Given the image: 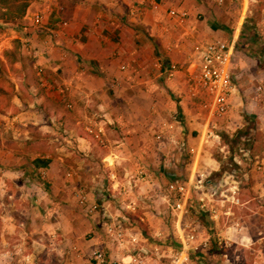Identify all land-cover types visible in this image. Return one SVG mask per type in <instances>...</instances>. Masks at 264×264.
<instances>
[{
  "label": "crops",
  "instance_id": "1",
  "mask_svg": "<svg viewBox=\"0 0 264 264\" xmlns=\"http://www.w3.org/2000/svg\"><path fill=\"white\" fill-rule=\"evenodd\" d=\"M55 2L63 7L58 19L68 22L67 27L59 26L58 20L55 22L56 19L48 14L44 28L31 31L28 42L26 33L22 32L24 36H21L26 39L18 37L21 43H28L35 71L33 75L23 77L19 74L21 82L14 81L12 92L15 106H7L3 110L9 115H1L5 133L11 134L0 137V197L6 195L11 199L23 195L21 199L28 201L22 202L26 221L20 224L19 233L20 237L22 234L23 238L33 242L37 254L43 247L47 254H50L47 250L60 254L63 264H87L84 257L93 256L100 249L112 260H121L126 253L106 240L98 221L100 215H87L81 204L72 199L71 191L78 198L84 192L90 203L97 201L101 207L115 211L117 205L112 195L122 192L121 187H124L135 191L134 199L141 204L139 208L150 207L145 198L155 202L169 179L175 176H165L166 181L161 169L152 167L150 170L151 164L145 162L146 158L158 154L156 147H150L152 141L147 140L149 132L156 137L162 124L167 122L173 128L172 134L194 149L195 159L200 158L198 171L208 174L210 165L205 163L208 153L200 151V143L205 144L203 137L207 131L216 133L218 126L228 131L243 128L251 119L241 115V97L238 95L225 119L213 120L214 125L208 121V113L190 95L187 70L192 62V46L201 40H223L235 43L236 49L240 34L235 32L231 39L228 28L219 26L207 4L199 0H159L157 6L139 5L138 0ZM34 6L29 10L40 9L42 5L35 3ZM171 9L186 10L189 13L187 22L180 26L170 19ZM45 51L49 53L47 56L42 55ZM175 64L177 70L173 71L171 67ZM36 65L45 69L44 81L38 75ZM123 65L125 70H121ZM98 127L104 130L101 142L87 131ZM34 128L53 136L57 133L48 142H58L56 153H39V148L34 149ZM197 129L200 135L195 137L193 133ZM120 142L122 146L135 144V155L132 156L127 147L122 152L111 149L114 143ZM222 148L223 151L226 149L225 146ZM111 154L115 156L116 164L123 166L125 178H119L115 167L95 166V160L98 165ZM261 154L257 156L264 159V152ZM132 160L144 164L145 178L139 175L138 168L128 167ZM238 161L240 164H234L241 171L246 160L241 155ZM213 166L210 170H221L218 160ZM261 172L253 166L246 174L255 181L252 190L257 193L264 190V173ZM225 173L219 175L223 177ZM65 174L73 178L65 179ZM191 174L190 178L194 176ZM133 175L137 179L129 178ZM103 178H107L106 186L101 182ZM159 178L167 182L163 189L156 183ZM32 184L36 185L35 189ZM135 185L142 186L135 190ZM140 189L146 193L139 194ZM30 194L33 200L28 199ZM195 195L197 200L209 197L200 192ZM12 201L5 199L4 202L0 198V245L13 244L12 250L0 255V264H19L10 257L14 256L11 252L24 246L14 241L18 220L11 212L17 206ZM3 207L9 210L12 207L10 214L2 212ZM78 209L82 212H77ZM144 214L151 228L153 215L150 212ZM76 220L84 222L83 230L81 228L78 233L74 225ZM72 229L75 231L73 237L83 233L88 238L77 241L80 250L67 255V247L60 239L66 238ZM154 234H160L161 241L170 239L160 227L152 230L150 237ZM48 241L55 247H49Z\"/></svg>",
  "mask_w": 264,
  "mask_h": 264
},
{
  "label": "rangeland",
  "instance_id": "2",
  "mask_svg": "<svg viewBox=\"0 0 264 264\" xmlns=\"http://www.w3.org/2000/svg\"><path fill=\"white\" fill-rule=\"evenodd\" d=\"M199 1H204L207 4L211 14L213 13L215 19L218 20L217 23H220L219 26L228 28L232 37L231 39H233V34L235 32L238 33V35L240 34L233 57L232 72L240 89L239 95L241 98L239 100V105L242 111L241 115L250 118L251 122L243 128H234L230 131L225 130L224 127L218 126V128H216V133L219 135V139L210 141L206 139V141H204L205 144L200 143V151L208 153L205 163L210 165V169L214 168L213 165H215V160L220 162L221 170L213 171L209 169L210 172L208 176L213 181H219L222 179V176L219 175L220 172L236 171L238 191L236 195L232 192L235 191V189H232L231 192H227V194L231 196L229 200L219 193L214 198L208 197L207 202L213 206L208 207L209 210H200L197 207L199 200H197V195L194 193L192 199L193 207L190 208L184 220L196 229L199 241L209 239L210 246L203 253L191 254L185 264H264V190L260 189L258 193L253 191L252 187L255 181L248 176L246 177V174H249V171L253 169V163L251 161H247L246 166L240 167L241 171L239 170V166L233 162L234 154L239 149L250 150L252 156H262L261 153L264 152V0ZM5 7L6 6L3 5L2 9L5 10ZM22 22L23 21H4L0 19V137H8V135L11 134L10 132L5 133L4 127L1 125V115H9L3 109L7 106H15L13 105L14 102H12L15 99L12 94L15 86L14 81L20 83L21 81L18 78L19 74L23 77L25 75H33L35 71L32 65L30 49L27 46L28 43L24 41L23 44L18 38L24 36L22 32L26 31V29L29 31L30 28L29 21L26 23ZM21 38L26 39L25 37ZM118 131L122 132L121 129ZM203 132L205 133V131ZM204 133L202 134L204 135ZM198 134L200 135V132L197 129L194 131L193 135L197 137ZM56 135L57 133L54 134V136L48 133L44 134L43 131L34 128L33 141L36 142L35 146H33L34 149L39 148V153L55 151L58 142L51 144H48V142ZM116 135L115 133L114 139H116ZM119 136L121 137V135ZM151 137H154V140H152ZM147 140L149 142L152 141L150 147H156V152L158 154L146 158L145 162L151 164L149 167L150 170L152 167H158V170L161 169V173L164 174L166 181V177H169V174L187 181L188 178H190L189 174L192 173L191 176H193L198 171L200 158L198 157L195 159V155H197L195 152L191 154H181L168 140L163 138L158 140L154 134L150 132ZM135 146V144L122 146L120 142L114 143L111 149L115 152L116 150L122 152L125 151L127 147L132 153V156H134V152L137 151ZM223 146L226 147L224 150L227 152L226 156L225 152H223ZM70 148L73 150V145H71ZM118 157L120 158L121 156L119 155ZM119 158L117 159L119 160ZM115 160V156L111 154L106 160H98V165H96L97 161L95 160V166L99 167L101 165L102 168L115 167L119 178H125L123 166L117 165ZM131 162L132 164L130 163L128 167L134 166L138 168V171H142V169L147 171L146 168H143L144 164L141 163L140 160H132ZM261 173H264V170H262ZM66 174L64 176L65 179L71 180L73 178L66 176ZM142 176V178L146 177V175L143 174ZM34 177L37 178V176ZM129 178L133 180L137 179L134 175ZM165 180H161L160 178L157 179L156 183L161 185L158 187L162 189L165 188V184L167 183ZM101 182L106 186L107 178H103ZM35 184L37 185V183ZM36 185H33L32 188L35 189ZM232 185L233 184H228L226 188ZM141 186L142 185L136 186L135 190H138ZM43 187L45 188V185ZM83 189H86V187L83 186ZM71 192L72 199L76 200L78 205H80L78 195H73V191ZM205 192L209 193L210 190L207 188ZM142 193L145 194L146 192L140 189L139 194L142 195ZM167 195V189H164L160 196L157 195L158 197L155 199V202L145 198L150 207L138 208L137 213L133 216L134 226L141 229L148 237H150L152 230L156 229V227H160L168 238L173 234L172 220L174 216L171 209L168 208L167 201L164 200V196ZM40 197L43 199V196ZM0 198L4 202L5 199H8L9 201L14 200L12 202L17 203L15 210L11 211L18 220V222L15 223L17 230L15 231L16 238L14 241L24 246L18 249V251L13 250L11 255L13 254L14 256L10 257L16 259L19 264H63L61 255L57 254L56 251L47 250L50 252V254H47L45 251L46 249L41 247L40 252L37 254L32 247L33 242L26 237L23 238L22 234V238L20 237V224L26 221V209H24L22 203L26 199H21L23 195H17L15 198H11L12 200L6 195ZM28 199L33 200L31 194ZM237 200H239V202ZM68 201L70 202V199H68ZM139 205L141 206V204ZM11 209L12 207H10V210ZM210 209L216 210L218 214L217 218L214 219L212 217ZM10 210L5 209V207L2 208V212L4 211L5 214H10ZM77 212L82 211L78 209ZM145 212H150V215H153L152 217L154 219L151 218L153 226L151 225V228L147 221L144 223L140 221L141 216L145 218ZM226 212L227 214H225ZM83 214L84 213L81 215ZM76 221L77 223L74 225L77 226V230H75L78 233V230L81 228L83 230L84 222ZM24 228L25 227H22V229ZM62 230L61 228V231ZM74 234L75 231L72 229L66 238L60 239L67 247V255H69L70 252L80 250L77 247V241L88 238L85 237L83 233L73 237ZM28 243H30V246ZM12 245L13 244H10L4 247L0 245V255H6V251L12 250ZM52 245L55 247L52 242L48 241V246L50 247ZM30 248L33 249L30 250ZM84 258L87 264L92 262V254L91 256L86 255Z\"/></svg>",
  "mask_w": 264,
  "mask_h": 264
},
{
  "label": "built area",
  "instance_id": "3",
  "mask_svg": "<svg viewBox=\"0 0 264 264\" xmlns=\"http://www.w3.org/2000/svg\"><path fill=\"white\" fill-rule=\"evenodd\" d=\"M158 1L138 0V3L139 5L151 4L157 6ZM35 3H40L42 6L37 10H29L25 18V21H29L30 24L29 31L28 29L23 30L26 33L27 42L28 34L31 31H39L44 28L45 16L48 14L56 19L55 22L58 20L59 26L63 28L68 26V22L59 21L58 16L64 10L55 0H36L31 5V9L35 7ZM54 10H56L55 14ZM169 16L170 19L181 26L187 22L189 13L183 9H171ZM234 53L235 43L223 40H201L192 46V56H190L192 62L189 63L187 70L190 95L208 113V121L213 125L214 122L223 120L228 116L232 111L234 97L240 94V89L232 72ZM48 54L46 51L42 53L43 56ZM35 69L43 79L46 75L45 69L39 65H36ZM125 69L126 66L123 65L121 70ZM171 70H177V64L173 65ZM213 120L214 122H212ZM172 129L169 122L162 124L156 139L168 140L181 154L194 153V149L189 148L185 140L177 139L172 134ZM87 131L94 135L97 141H102L103 129L100 127L97 129L88 128ZM219 138V135L213 130H208L203 140L210 141ZM240 154L246 162L251 161L253 163L255 170L262 171L264 169V159L260 156H252L251 151L248 149H239L234 154V163L240 164L238 161ZM143 173L140 171L139 175L142 176ZM228 184L233 185L226 188ZM207 188L210 190L209 193L205 192ZM166 189L168 195L164 196V200L167 201L168 208L171 209L174 216L172 220L173 234L168 241H161L159 239L160 234H154L152 238L149 237L151 239L144 237L142 230L134 226L133 216L139 208L138 200L134 199L135 191H129L121 187L122 192L119 191L112 195L113 201L117 205L115 211H109L101 207L97 201L90 203L87 195L84 192L80 193V204L86 210L87 215H100L98 221L106 240L126 253L121 260H112L104 250H96L92 256V260L96 264H185L191 254L203 253L210 246L209 239L199 241L196 229L184 220L190 208L193 207L194 193H205L209 198H214L219 193L229 200L231 196L227 192L235 189L232 192L236 195L238 180L236 179V171L226 172L221 180L213 181L202 170L197 171L193 178L191 177L187 181L177 176L171 177ZM128 194H130V200H128ZM237 201L239 202V200ZM197 207L200 210H209L208 207L213 206L207 202V197H203L199 200ZM210 214L214 219L218 217L215 209H210ZM140 221L144 223V217L140 218Z\"/></svg>",
  "mask_w": 264,
  "mask_h": 264
},
{
  "label": "trees",
  "instance_id": "4",
  "mask_svg": "<svg viewBox=\"0 0 264 264\" xmlns=\"http://www.w3.org/2000/svg\"><path fill=\"white\" fill-rule=\"evenodd\" d=\"M34 1L35 0H1L0 19L13 22L23 21ZM3 5L6 6L5 10L2 9Z\"/></svg>",
  "mask_w": 264,
  "mask_h": 264
},
{
  "label": "clouds",
  "instance_id": "5",
  "mask_svg": "<svg viewBox=\"0 0 264 264\" xmlns=\"http://www.w3.org/2000/svg\"><path fill=\"white\" fill-rule=\"evenodd\" d=\"M35 1H36V0H35ZM35 1H34V2H35ZM32 4H33V3H32ZM24 20H25V19H24ZM24 20H23V21H24ZM29 34H30V33H29ZM29 34H28V35H29ZM26 42H27V41H26ZM59 47H60V46H59Z\"/></svg>",
  "mask_w": 264,
  "mask_h": 264
}]
</instances>
